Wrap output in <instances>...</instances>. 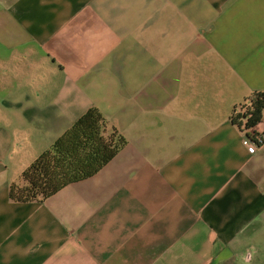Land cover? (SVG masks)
Masks as SVG:
<instances>
[{
    "label": "crops",
    "instance_id": "obj_1",
    "mask_svg": "<svg viewBox=\"0 0 264 264\" xmlns=\"http://www.w3.org/2000/svg\"><path fill=\"white\" fill-rule=\"evenodd\" d=\"M94 107L126 140L116 156L12 200ZM250 134L264 138V0H0V264H264Z\"/></svg>",
    "mask_w": 264,
    "mask_h": 264
},
{
    "label": "trees",
    "instance_id": "obj_2",
    "mask_svg": "<svg viewBox=\"0 0 264 264\" xmlns=\"http://www.w3.org/2000/svg\"><path fill=\"white\" fill-rule=\"evenodd\" d=\"M125 144L116 131L107 134L105 117L98 108H91L12 183L10 198L19 202L45 200L67 185L97 174Z\"/></svg>",
    "mask_w": 264,
    "mask_h": 264
},
{
    "label": "built area",
    "instance_id": "obj_3",
    "mask_svg": "<svg viewBox=\"0 0 264 264\" xmlns=\"http://www.w3.org/2000/svg\"><path fill=\"white\" fill-rule=\"evenodd\" d=\"M241 109L238 111L240 112ZM238 112V113H239ZM245 146L249 148L251 152H257L260 148V146L264 143V138L261 135H253L250 134L245 139Z\"/></svg>",
    "mask_w": 264,
    "mask_h": 264
}]
</instances>
